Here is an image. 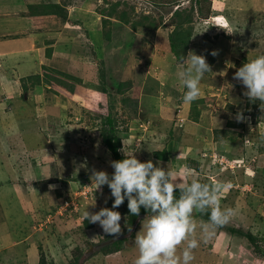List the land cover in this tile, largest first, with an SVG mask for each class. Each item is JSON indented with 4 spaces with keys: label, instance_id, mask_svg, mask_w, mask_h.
Masks as SVG:
<instances>
[{
    "label": "rangeland",
    "instance_id": "obj_1",
    "mask_svg": "<svg viewBox=\"0 0 264 264\" xmlns=\"http://www.w3.org/2000/svg\"><path fill=\"white\" fill-rule=\"evenodd\" d=\"M7 1L0 0V84L6 92L12 86L14 102L0 110V264L43 256L46 264H134L141 223L134 236L127 233L126 203L116 209L128 236L119 251L101 246L112 236L98 223L87 228L83 215L111 198L107 185L96 190L90 179L93 168L114 171L104 142L110 111L125 156L152 160L178 180L231 185L219 200L234 214L206 242L200 237L208 220L193 214L200 243L190 264H264V109L233 79L264 55V0ZM125 11L128 19L120 17ZM189 51L205 56L211 71L199 98L184 103L177 73ZM18 102L26 111L8 112ZM162 150L167 159L157 156Z\"/></svg>",
    "mask_w": 264,
    "mask_h": 264
},
{
    "label": "clouds",
    "instance_id": "obj_2",
    "mask_svg": "<svg viewBox=\"0 0 264 264\" xmlns=\"http://www.w3.org/2000/svg\"><path fill=\"white\" fill-rule=\"evenodd\" d=\"M211 55L217 53L213 51ZM177 76L186 89L182 97L184 103H192L200 96V82L205 73L211 71L206 57L189 51L181 64ZM233 79L245 87L243 95L251 103L260 102L264 109V55L244 63L234 73ZM237 122L245 117L242 112L235 116ZM114 169L109 175L106 171L91 169V181L96 190L107 185L113 204L98 212L84 211V218L99 224L104 234L119 238L124 229L122 215L118 209L127 200V208L132 216H139L141 208L147 213L140 221L141 229L134 238L138 256L134 264H190L194 259L193 250L199 247L194 213L206 214L209 219L201 226L200 239L205 242L212 235L210 229L227 224L233 209L221 206L219 194L230 188L229 183L214 185L201 183L197 179L190 182L176 179V172L154 164L152 160L141 162L135 154L121 160L110 161ZM179 192V197L176 192ZM131 233L132 229L127 228ZM181 245H185L181 249ZM179 252V254H178Z\"/></svg>",
    "mask_w": 264,
    "mask_h": 264
},
{
    "label": "trees",
    "instance_id": "obj_3",
    "mask_svg": "<svg viewBox=\"0 0 264 264\" xmlns=\"http://www.w3.org/2000/svg\"><path fill=\"white\" fill-rule=\"evenodd\" d=\"M201 0H198V2H196V3H199ZM53 7H56L55 6V4H53ZM115 9L114 8H112V9H110V10H107V14L106 15H113L114 13H115ZM40 13V12H39ZM48 13V11L46 10V11H42V13H40L41 15L43 14H47ZM178 14V17L180 18L181 17V13L177 10V11H175V14ZM105 14V13H104ZM126 14H128L127 13V11H125L124 13H122V15H120V17L122 16V17H124V19H128L125 15ZM42 15V16H43ZM190 15V14H189ZM111 17V16H110ZM123 19V20H124ZM125 21H127V20H125ZM181 21H183L182 19H181ZM180 21V22H181ZM107 22V20H105V23ZM182 34V33H181ZM107 35H109V34H107ZM106 35V37L109 39L111 36H107ZM105 36V35H104ZM176 37H175V33L173 34V35H171V45H172V48H174V50H176V48L179 46L176 42ZM183 42V41H182ZM47 79L49 78H52L53 77V75H51L50 73H47ZM38 80H40V79H38ZM38 82V81H37ZM196 107V105L195 104H192V106H191V109L193 110V112H197V114L196 115H198L199 113H198V111L196 110V109H194ZM110 109H113V107H110ZM196 117V116H195ZM107 120H108V125H109V129L107 130V132L104 134V142H105V144L107 145V147H108V149L110 150V152H111V155H112V158H113V160H121V159H123L124 158V154L122 153V151H121V146H122V143H123V137L121 136V135H118V133H119V131H117L116 132V127H115V121H114V119H113V116L111 115V111H110V113H108V115H107ZM176 144V147H177V145H178V143H175ZM166 150H162V151H160V152H158L157 153V156H164L166 159H167V155H166ZM166 155V156H165ZM226 155H229V154H226ZM201 183H203L202 181H201ZM179 192L177 191L176 192V196L177 197H179ZM107 201V203L109 204L108 205V208H111L112 207V204H113V199H111V198H109L108 200H106ZM124 203H126L127 204V200H125V202ZM107 207V206H106ZM116 210V209H115ZM124 213H127L128 214V216L130 217V221H129V228H131L132 229V227L133 226H135L136 228L134 229V230H132L131 231V234H130V236H134L135 235V233H136V230H137V228H138V225L140 224V221L143 219V217L145 216V214H147L146 212H145V210L143 209V208H141V212H140V215L139 216H132V215H130L129 214V210H128V208H127V206H125L124 207ZM203 217H204V219H206V220H208L209 219V217H208V215H206V214H201ZM86 222V227L87 228H91V227H93V223H89L87 220L85 221ZM220 227H222V228H224L225 227V225H223V226H220ZM229 228V231L230 232H239L240 234H241V231H238V230H236V229H234V228H231V227H228ZM127 233L129 234V232H128V230H127ZM127 233H125V232H123V235H121L119 238H114V237H112L111 239V243H109V242H103V243H100V245L101 246H107V243L108 244H113V247H115V251H119V250H121V249H123V247H124V243L127 241V239H128V236H126L127 235ZM243 234V233H242ZM247 237H249V239L251 240V242H255V240H257L256 239V237L255 236H253L252 234H250V233H248V234H245ZM105 243V244H104ZM104 244V245H103ZM43 258H44V256H43ZM43 258H41V260H40V262H30V263H28V264H46L47 262L45 261V259H43Z\"/></svg>",
    "mask_w": 264,
    "mask_h": 264
},
{
    "label": "crops",
    "instance_id": "obj_4",
    "mask_svg": "<svg viewBox=\"0 0 264 264\" xmlns=\"http://www.w3.org/2000/svg\"><path fill=\"white\" fill-rule=\"evenodd\" d=\"M5 1V0H4ZM13 1V2H12ZM22 2L20 1V0H8L5 4V7H8V6H12V7H15V6H21L20 4H21ZM19 9H21V8H19ZM18 8H15L14 9V11H18L19 10ZM24 15V14H23ZM24 16H26V14L24 15ZM26 19H28V16H26L25 17ZM1 23L2 22H4L2 25L3 26H8L10 23L9 22H7L8 20H6L5 18H1ZM25 21V20H24ZM31 25V23H29V26ZM10 26V25H9ZM10 27H13L14 28V26H10ZM1 28V27H0ZM9 28V27H8ZM36 35H38L37 36V38H45L44 37V35L45 34H47L46 32H44V31H39V32H37V33H35ZM3 46H6V44H3ZM37 48V47H36ZM53 48V47H52ZM54 51H55V49H52V52H53V54H54ZM21 52V51H20ZM22 53V52H21ZM21 53H17V54H21ZM24 53V52H23ZM22 53V54H23ZM13 54V53H12ZM55 55V54H54ZM11 57L12 58H15V59H13V60H15V63H16V61H17V59H16V57H14V55L12 56L11 55ZM22 59V58H21ZM20 59V60H21ZM12 62H14V61H12ZM18 65H19V63H17ZM21 64V63H20ZM28 64V63H27ZM32 65H33V63L31 64V66H27L28 68H31L32 67ZM3 87L4 86H2L1 84H0V110H4V106H7V105H9V103L10 102H14V100H10L11 98H10V93L12 92V86H8V88H9V90H10V92H6V91H4V89H3ZM14 87V86H13ZM16 87V86H15ZM14 87V88H15ZM21 91H19V90H17V88H15V96H14V98H16V99H21V97H23V95L20 93ZM1 103H3V104H1ZM24 103V102H23ZM13 104H16V103H13ZM23 105L24 106H26L25 105V103L24 104H20L19 102L16 104V105H14V106H10L11 107V110H9L8 112H11V111H18L17 109H20V110H22L23 112H25L26 111V108L25 107H23ZM3 106V107H2ZM19 112V111H18ZM22 125H24V122L23 123H21V121L18 119V126L21 128L22 127ZM3 128H5L4 127V124H2L1 122H0V130L2 129L3 131H5ZM179 144V143H178ZM6 244H4L3 246H5ZM1 248V247H0ZM2 250H4V248L2 247ZM18 255H20V252L18 253ZM2 264H3V262H2Z\"/></svg>",
    "mask_w": 264,
    "mask_h": 264
}]
</instances>
